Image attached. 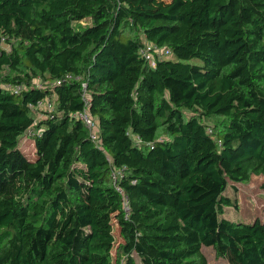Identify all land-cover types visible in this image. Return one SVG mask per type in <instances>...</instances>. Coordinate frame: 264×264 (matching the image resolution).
Returning a JSON list of instances; mask_svg holds the SVG:
<instances>
[{
  "label": "trees",
  "instance_id": "obj_1",
  "mask_svg": "<svg viewBox=\"0 0 264 264\" xmlns=\"http://www.w3.org/2000/svg\"><path fill=\"white\" fill-rule=\"evenodd\" d=\"M1 39L0 264H264L224 215L264 176V0H0Z\"/></svg>",
  "mask_w": 264,
  "mask_h": 264
},
{
  "label": "rangeland",
  "instance_id": "obj_2",
  "mask_svg": "<svg viewBox=\"0 0 264 264\" xmlns=\"http://www.w3.org/2000/svg\"><path fill=\"white\" fill-rule=\"evenodd\" d=\"M166 1V0H165ZM79 23L88 24L91 23L90 19L81 20ZM6 47H9L6 45ZM39 86H43L40 81L37 80ZM43 112V110H40ZM42 112H39L38 116L44 117ZM23 150L26 151L29 157H34L35 144L32 135L27 133L22 137L20 142ZM264 182V176L253 175L250 180L245 182H233L230 181L227 187V192L236 198L238 207L229 206L230 209L226 210L224 215L230 219H242L245 221H253L256 218H261L264 221V188L262 183ZM236 186V188H235ZM118 242L121 241L118 230H115ZM203 251L206 254L210 264H227L224 258L218 257L214 248L211 246H204ZM114 255L116 249L113 250ZM138 264H143L141 260L136 257Z\"/></svg>",
  "mask_w": 264,
  "mask_h": 264
},
{
  "label": "built area",
  "instance_id": "obj_3",
  "mask_svg": "<svg viewBox=\"0 0 264 264\" xmlns=\"http://www.w3.org/2000/svg\"><path fill=\"white\" fill-rule=\"evenodd\" d=\"M3 44H4V40L1 39L0 45H3ZM153 49L157 50L158 48L155 47L154 45H146L145 47L142 48V52L149 57L150 56L149 51L153 50ZM58 83H60V81H58ZM15 89H16V91L20 90V86L16 87ZM84 99H85V109H84V111L78 113L77 117H79L80 119H82L85 122V125L91 130L92 137L96 138L97 137V130L95 128L94 118L89 111L90 97L88 96V93H86V92L84 93ZM51 107H52V104L47 100L39 101L37 103V105H35L36 109L37 108L38 109H40V108H47L48 109ZM118 174H120V172H118L117 174L115 173V178L117 177L116 175H118ZM125 207L128 210L129 206L127 205V202L125 203Z\"/></svg>",
  "mask_w": 264,
  "mask_h": 264
}]
</instances>
